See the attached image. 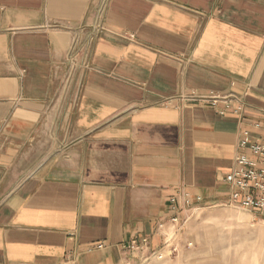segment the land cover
<instances>
[{"label": "crops", "instance_id": "0c3cea01", "mask_svg": "<svg viewBox=\"0 0 264 264\" xmlns=\"http://www.w3.org/2000/svg\"><path fill=\"white\" fill-rule=\"evenodd\" d=\"M245 133L264 141V0H0V264L159 247L172 197L231 203Z\"/></svg>", "mask_w": 264, "mask_h": 264}, {"label": "rangeland", "instance_id": "374dc122", "mask_svg": "<svg viewBox=\"0 0 264 264\" xmlns=\"http://www.w3.org/2000/svg\"><path fill=\"white\" fill-rule=\"evenodd\" d=\"M180 216V231L173 223L160 229L167 248L139 250L124 264H264V214L217 203L186 207Z\"/></svg>", "mask_w": 264, "mask_h": 264}, {"label": "built area", "instance_id": "2783aa9c", "mask_svg": "<svg viewBox=\"0 0 264 264\" xmlns=\"http://www.w3.org/2000/svg\"><path fill=\"white\" fill-rule=\"evenodd\" d=\"M103 26L97 27L98 31H101ZM86 28H81V31L85 32ZM87 40H83L79 34L74 36L72 46L68 52V58L70 60L71 71L73 72L77 68L88 69L90 64V46L94 42V35L88 36ZM80 59L83 61L80 62ZM190 100H198L208 104H217L219 102H229V96L222 97L220 95L210 94L206 95H194L189 98ZM228 106V105H227ZM240 148L244 151L239 153L235 157V165L230 172L224 177V181L230 184L229 199L232 204L238 205L243 209H246L254 214H264V141L260 139H253L247 133H245L243 139L240 142ZM174 203V209L184 210L186 207L193 205L192 200L188 194H181L171 198ZM173 223L178 226L179 231L182 227L180 216L175 215L170 218L169 221L163 222L159 225V230L163 226ZM161 232V231H160ZM162 243L161 247L164 249L167 244V240L163 237L165 233L161 232ZM169 242V241H168ZM191 244V243H190ZM100 247L102 245H99ZM126 250H130L133 253H138L139 250H154L151 245V240L148 237L134 240L124 247ZM177 250V247H174Z\"/></svg>", "mask_w": 264, "mask_h": 264}, {"label": "bare ground", "instance_id": "6f19581e", "mask_svg": "<svg viewBox=\"0 0 264 264\" xmlns=\"http://www.w3.org/2000/svg\"><path fill=\"white\" fill-rule=\"evenodd\" d=\"M165 226H163V228H164Z\"/></svg>", "mask_w": 264, "mask_h": 264}]
</instances>
